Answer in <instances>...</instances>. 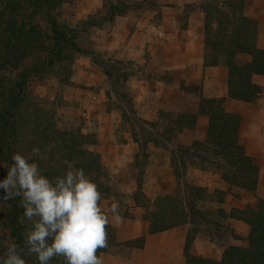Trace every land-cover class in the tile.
I'll return each mask as SVG.
<instances>
[{"label":"trees","instance_id":"obj_1","mask_svg":"<svg viewBox=\"0 0 264 264\" xmlns=\"http://www.w3.org/2000/svg\"><path fill=\"white\" fill-rule=\"evenodd\" d=\"M246 0H196L188 4L196 6L203 15V66L226 69V95L202 96L197 110L191 107L192 97L200 94V86L187 87L183 100L177 106L155 111L156 121L150 125L145 140H137L140 154L149 142L164 147L170 153V163L177 179L182 182L181 193L157 196L147 209L149 201L141 191V183L133 193L136 206L145 208L147 232L157 233L180 224L205 223L210 230H219L217 221L208 220V211L199 204L206 200L223 203L227 190L232 187L254 193L258 186L259 164L246 152L241 117L225 108L227 98L254 102L262 86L253 80L264 76V48L257 45L259 27L257 20L245 12ZM104 13L88 15L74 24L68 23L63 10L73 4L65 0H8L0 3V179L7 175V166L13 152L31 156L34 148L39 155L33 156L42 172L49 178L61 175L71 162L97 184L102 199L110 195L107 173L102 167L99 153L86 148L84 134L60 128L54 115L41 108L25 93L30 75L51 77L60 85H71V72L79 54L95 56L93 50H85L81 38L86 28L101 22L111 21L129 9H150L159 14L158 0H108L104 2ZM100 24L97 25L99 27ZM264 26V22H263ZM249 56L248 60L240 58ZM102 68L109 84L106 94L116 95L129 104V96L123 90V81L133 75L126 66L130 60L105 58L94 61ZM13 76H10V71ZM128 100V101H127ZM134 111H132L133 113ZM206 117L204 133L184 146L177 136L184 129L195 127L197 116ZM136 119V117L134 118ZM189 164L219 171L227 190L208 189L190 185L185 179ZM101 199V200H102ZM218 218H233L248 226L245 246L230 244L222 248L220 259L196 255L190 246L199 228L190 226L184 244V264H264V198L257 197L253 204L230 208L226 213L217 210ZM26 221L20 197L0 203V254L15 242L23 244ZM107 247L97 250L105 252L116 239L113 227L106 226ZM213 240L214 238H210ZM144 236L140 235L124 242L141 248ZM26 264H37L34 256H25ZM52 264H64L59 258Z\"/></svg>","mask_w":264,"mask_h":264},{"label":"rangeland","instance_id":"obj_2","mask_svg":"<svg viewBox=\"0 0 264 264\" xmlns=\"http://www.w3.org/2000/svg\"><path fill=\"white\" fill-rule=\"evenodd\" d=\"M8 0H0L5 3ZM73 4L72 8L63 10L65 20L74 24L65 17V12L74 9L75 0H65ZM108 0H103L107 2ZM114 1V0H113ZM127 2L128 0H123ZM196 0H194L195 2ZM193 3V2H192ZM245 11L248 10L256 17L259 32H264V0H246ZM171 5L168 2L160 5ZM191 4V3H189ZM185 10L188 3H184ZM160 9V8H159ZM104 12V5L102 7ZM68 13V12H67ZM100 16L103 13H96ZM158 15V14H157ZM249 16V15H248ZM116 17V16H115ZM112 21V20H111ZM77 22V21H76ZM75 22V23H76ZM183 19H180L182 24ZM104 22L97 21L96 25L86 28V33L82 35L81 45L85 50H93L95 56L90 54H79L75 58L71 72V85H60L51 77H38L30 75L25 87V93L35 101L41 108L52 112L54 120L62 129H69L84 134V145L100 155L102 167L107 173L108 188L110 195L100 201L101 208L109 216V223L116 234L115 242L111 245L117 254L124 253V241L130 236L138 237L147 229V222L143 218L145 208L136 206L132 195L137 191V183H141V191L149 201L147 209L152 208V203L157 196L175 195L181 193L182 182L176 178L173 167L170 163V153L164 147L149 142L146 147L147 156L140 153L139 144L135 140H145L147 130L150 125L146 122L156 121L155 111L168 109L177 106L184 98L187 87L200 86V94L192 97L191 107L197 110L200 97L206 96L204 91L207 85V77L215 79V87L219 93L225 90V70L222 67L212 69L210 72H203L202 78L197 83L186 84L183 78L184 72H149L155 78H160L172 87L171 96L161 94L158 101L140 103L130 93L129 104L118 96L106 94L109 84L99 64L100 60L113 56V46L107 45L103 49H95L91 40L92 33L95 32L97 25H104ZM259 42L264 43V35L259 37ZM82 55L89 58L87 63L83 61ZM86 59V58H85ZM116 59V58H115ZM127 71L133 75H139L142 66L130 60ZM10 71V76H13ZM144 74V72H143ZM75 78V79H74ZM174 78V80H173ZM125 81H123V86ZM264 86V85H263ZM110 88V87H109ZM123 90L125 91L124 87ZM126 92V91H125ZM128 101V100H127ZM227 98L225 108L228 111L236 112L241 117L242 131L246 152L253 156L259 164L258 186L254 193L247 192L235 187L227 190V183L220 178L219 171L209 168H200L197 165L189 164L186 169L184 181L190 185L206 187L208 189L227 190L223 203H216L206 200L199 204L208 211V220H216L215 225H219V230L211 232L210 227L205 223L197 222L190 225L197 226L198 232L195 234L204 237L214 238L218 245H230L236 242L237 245L247 244L244 228H248L245 223L237 226L231 218L219 219L217 210L223 209L226 213L230 208H241L247 204H253L257 197L264 198V87L259 97L254 102H245ZM136 117V119H134ZM206 117L197 116L196 125L193 129H184L178 134L177 140L184 146H189L194 139H200L204 133ZM120 204V220L116 221L111 214L110 208L113 201ZM248 231V229H247ZM122 249V250H121ZM193 252V242L190 246Z\"/></svg>","mask_w":264,"mask_h":264},{"label":"crops","instance_id":"obj_3","mask_svg":"<svg viewBox=\"0 0 264 264\" xmlns=\"http://www.w3.org/2000/svg\"><path fill=\"white\" fill-rule=\"evenodd\" d=\"M158 2H168L171 5H161L158 15L155 10L129 9L112 21H105L104 25L97 27L91 35L95 49L111 45L113 58L132 60L142 66L141 73L126 79L124 84L126 93L135 96L139 104L158 101L161 94L171 96L172 87L149 72H184L185 83L193 85L201 80L203 72L218 68L203 66V15L196 6H187L188 9L185 10L184 5L194 0ZM75 3V8L67 10L64 14L72 23L88 15L104 13L103 0H75ZM245 12L251 17H256L248 10ZM180 19H183L182 24ZM262 35L264 32L258 35L257 45L264 48V43L259 42ZM240 58L248 60L249 56L241 54ZM82 59L89 65V62L87 63L89 58L82 55ZM224 70L226 75V69ZM253 80L264 87V76L256 75ZM213 83L215 79L207 77L204 89L206 97L226 95V81L225 90L221 93ZM233 220L237 226L242 225V221ZM247 229L244 228L245 234L248 232ZM189 230V224H180L157 233H148L146 229L141 234L144 236L141 248L124 243L125 246L122 248L124 253L117 254L120 250L115 251L110 246L105 252L100 253L99 257L102 264H184V244ZM132 239L134 236H130L124 242ZM231 244L237 245L236 242ZM193 248L194 254L216 260L220 259L222 254V248L208 236L197 235L193 240Z\"/></svg>","mask_w":264,"mask_h":264},{"label":"clouds","instance_id":"obj_4","mask_svg":"<svg viewBox=\"0 0 264 264\" xmlns=\"http://www.w3.org/2000/svg\"><path fill=\"white\" fill-rule=\"evenodd\" d=\"M38 155V148L31 156L13 152L7 175L0 179V203L20 197L26 221L23 244L10 243L0 264H26V255L37 264L57 258L64 264H102L97 250L107 247L109 216L100 206L97 184L71 162L61 175L49 178L32 158ZM119 209L114 200L110 211L116 221Z\"/></svg>","mask_w":264,"mask_h":264}]
</instances>
